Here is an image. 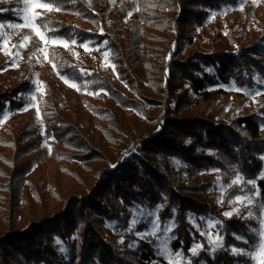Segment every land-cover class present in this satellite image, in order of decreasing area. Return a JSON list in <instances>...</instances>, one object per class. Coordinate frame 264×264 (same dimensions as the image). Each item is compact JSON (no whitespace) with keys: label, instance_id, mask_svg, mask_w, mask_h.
<instances>
[{"label":"trees","instance_id":"1","mask_svg":"<svg viewBox=\"0 0 264 264\" xmlns=\"http://www.w3.org/2000/svg\"><path fill=\"white\" fill-rule=\"evenodd\" d=\"M41 1L53 4L52 11L37 19L42 30L67 41L103 43L120 80L135 96L103 74L95 62L85 76L88 87L101 92L88 108L76 104L65 109L63 89L52 80L44 93L42 126L29 122L18 128L13 123L0 133V172L7 178L1 185L10 195L0 230V264H169L148 242L122 249L110 238L105 223L127 225L129 207L136 202L162 205L160 220L174 223L175 250L191 242L188 212L219 218L226 245L253 243L258 233L252 230L258 223L240 215L225 217L233 194L219 202L217 177L205 171L218 169L214 175L223 181L235 175L254 178L264 210V131L258 117L248 114L228 123L217 119L228 102L226 91L217 85L234 80L239 86H252L254 72L264 79V37L248 42L245 36L230 34L212 43L215 52L198 51L184 59L180 41L187 38L185 33L202 26L207 11L231 0H137L138 18L130 24L124 21L126 9L113 7L112 0ZM2 16L15 17L10 9ZM171 28L177 29L174 39L169 38ZM50 55L61 74L81 82L84 76L76 66L55 50ZM204 66H212L214 72ZM29 87L28 81L4 75L0 114L6 108L22 107ZM44 141L51 144V151L43 148ZM127 143L130 150L143 151L139 162L124 159ZM112 154L118 156L115 166L97 170L95 185L87 194L64 197L57 192L59 208L51 213L45 212L47 203L32 208L28 192L22 194L24 175L41 160L76 159L94 172ZM21 209L28 211L27 225L14 229ZM235 231L244 236L242 240L232 237ZM55 237L69 248V259L57 251ZM237 257L224 251L205 260L231 264Z\"/></svg>","mask_w":264,"mask_h":264},{"label":"rangeland","instance_id":"2","mask_svg":"<svg viewBox=\"0 0 264 264\" xmlns=\"http://www.w3.org/2000/svg\"><path fill=\"white\" fill-rule=\"evenodd\" d=\"M39 2L45 3L41 0ZM112 5L113 7L122 6L126 9L127 15L124 21L128 24L138 18L137 0H112ZM0 9L13 10L15 16L13 19L5 18L2 13L7 10L0 11V24L4 25V27L0 28V80L4 75H10L17 81H28L30 85L23 96L24 105L22 107L6 108L0 114V133L5 132L9 125L13 123L18 128L29 122L42 126V110L45 108L44 93L52 80H57L63 89L64 98L61 104L65 109L71 108L76 104H81L88 108L94 97L101 92V90H91L88 87L90 80L85 76L91 72L89 65L95 62L100 65L103 74L111 75L117 84L122 85L129 94L135 96L130 91V88L120 80L116 69L114 68L113 70L112 66L114 63L110 58V52L103 43L96 44L89 39L83 42L67 41L48 36L37 23V19L35 21L32 20L33 12L39 13L40 16L48 10L43 8L33 9L31 5H28L25 11L26 5L23 0H0ZM23 16H27V23L29 25L34 24L35 27H8L9 24H25L24 19H22ZM37 29L44 35L45 38L43 40L36 34ZM175 30L177 29L171 28L169 30V38H175ZM230 34L238 38L240 35L242 37L245 36L244 40L248 42L264 37V0H231L218 8L207 11L203 25L197 27L194 32L185 33L187 38L180 41L183 50L182 57L186 59L198 51L204 53L215 52L211 46L212 43ZM53 41L56 42L54 43ZM233 44L234 48H236L238 45L237 38L233 39ZM83 45H87V49ZM50 50H55L58 56L65 57L70 65L77 67L78 71L84 76L81 82L70 79L58 71L50 55ZM105 53H107V57ZM204 69L210 73L214 72L212 66H204ZM254 75L252 86H239L234 80L227 84L217 85V87L225 90L228 95L226 108L217 117L218 120L228 123L236 117L254 114L258 117L261 128L264 131V79L256 72H254ZM65 80L68 82L66 83ZM72 85H76V87ZM129 112L135 111L130 109ZM42 145L44 149L51 151V144L48 141H44ZM130 148V143L124 146V159L130 160V162H139L138 157L143 156V151L140 149L130 150ZM117 158L116 154H112L106 163H99L94 172L83 168L81 162L76 159L53 160L48 158L47 160H41V163L33 165L31 170L24 175L22 194L28 192L27 200L28 202H33L32 208L39 209V207L41 208L43 204L47 203V206L44 207L46 209L45 212L51 213L59 208L57 199L60 200L61 197L60 195L55 196L57 192L64 197L72 194H87L95 185L97 170L113 168ZM262 160L264 162V159ZM173 161L179 163L180 159L173 158ZM2 163V160H0V168H3ZM212 170L213 168L205 171V173L211 177H220L219 175H214ZM236 176L228 181L216 180V197L220 202L222 192L223 199L224 197L227 198V193L233 194L228 198V209L223 211V215L225 212L237 208L240 216L258 223V233L261 226L260 220L264 218V210L259 202L256 180L254 178L246 179L239 175L242 180L232 184ZM250 180L254 181V183H247ZM2 183H7V178L3 177L0 172V230L3 227L2 223L7 219L4 206L10 197L9 190H6L5 185H1ZM37 192H39L38 199L36 196ZM236 196L250 197L253 203L244 205L236 202ZM230 200L232 201L231 203L229 202ZM158 205L147 206L140 202L134 203L129 207L128 224L123 227L118 226L115 222L107 221L105 225L110 238L115 240L122 249H135L141 241L148 242L154 252L166 258L169 264H172V262L188 264L189 261L191 264H207L206 257L214 260L218 254L224 251H227L229 256H238L231 264H256V261L250 259L248 255L233 254L231 249L235 247L245 252H251L256 248L258 238L248 246H236L234 243L226 245L224 223L210 213H187V219L192 227L189 233L191 242L187 248L184 245L182 248L175 250L173 244L177 241H175L174 223L171 219L164 222L160 220V208L157 210ZM153 212L155 215H148V213ZM249 212L252 213L251 217L248 216ZM27 213V209L20 210V215L14 221V229H23L27 225ZM39 215L40 213L37 216ZM134 220L136 223H133ZM154 222L157 223V227L160 230L156 231L155 235H142L155 231L153 228ZM210 222L214 224L213 227H210ZM169 227H171L170 231H164V229ZM231 233L234 238L235 236L244 237L236 231ZM217 235L221 238L222 247H216ZM53 244L56 245L58 252L66 259H69V248L62 239L55 237ZM194 245L203 246L195 256L190 251ZM213 248H215V251L212 250ZM177 253L180 255H176ZM201 253H204L202 256L204 258L199 257Z\"/></svg>","mask_w":264,"mask_h":264},{"label":"snow or ice","instance_id":"3","mask_svg":"<svg viewBox=\"0 0 264 264\" xmlns=\"http://www.w3.org/2000/svg\"><path fill=\"white\" fill-rule=\"evenodd\" d=\"M23 2L26 5L25 11L27 10V6L28 5H31V7L33 9H35V8H43V9H47L48 11H52L53 10V4L52 3H42V2H39V0H23ZM54 2L55 3H59L60 0H54ZM70 2H74V0H70ZM6 10L7 9H0V11H6ZM55 10L59 11L60 9L57 8ZM129 15H130V13H129ZM22 19H24L25 24H9L8 27L9 28H20V27H24V26L35 27L34 24L29 25L27 23L28 22V17L27 16H23ZM36 19H42V18L39 16V13L33 12L32 13V20L35 21ZM2 27H4V25L0 24V28H2ZM36 34L40 37L41 40H43L45 38L44 35L39 32L38 29L36 31ZM25 39H27V37H25ZM53 42L55 43L56 41H53ZM65 46H67V45L65 44ZM83 46L87 49V45H83ZM105 56L107 57V53H105ZM54 67H55V65H54ZM112 67H113V70H114L115 66L113 65ZM62 78H64V77H62ZM65 82L67 83L68 81L65 80ZM72 86L76 87V85H72ZM262 159H264V157H262ZM212 171L218 172L219 170L218 169H213ZM217 180L219 181L220 177H217ZM241 180H242V178L239 175H237L235 177V179H233L232 184H236V183H238ZM247 183L253 184L254 181L250 180V181H247ZM235 199H236V202H239V203L244 204V205H250V204L253 203V200L250 197L236 196ZM220 202L221 203L223 202V192H222V195H221ZM229 202L231 203L232 201L230 200ZM161 207H162V205H158L157 206V210L159 208H161ZM233 214L239 215V210L237 208H233L232 211L224 213L225 216H232ZM148 215H155V213L154 212L153 213H148ZM251 215H252V213L249 212L248 216L251 217ZM242 218H244V217H242ZM133 223H136V221L134 220ZM260 225L261 226H260V228L258 230V241H257L256 248L253 249V251H251V252H245L242 249H237V248L233 247L231 249L233 254H236V255H248L250 259L256 261V264H264V218H262L260 220ZM213 226H214V224H212L210 222V227H213ZM153 228L155 229V231L149 232V233H145V234H142V235H155L156 231L160 230L157 227V223L156 222L153 223ZM170 230H171V227L164 229V231H170ZM252 231L257 232V230H252ZM235 238L237 240H242L243 239V237H241V236H235ZM210 242H211V238H210ZM245 243H247V241H245ZM202 247H203L202 245H194L190 249L192 255L193 256L197 255L198 251ZM216 247H222L221 238L218 235H217V239H216ZM212 250L215 251V248H213ZM176 255H180V254L177 253ZM172 264H176V262H172ZM188 264H191V262L189 261Z\"/></svg>","mask_w":264,"mask_h":264}]
</instances>
